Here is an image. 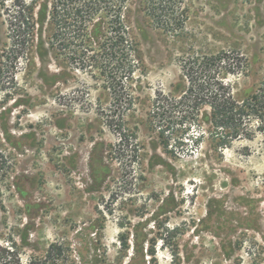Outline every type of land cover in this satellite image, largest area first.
<instances>
[{
  "label": "rangeland",
  "instance_id": "374dc122",
  "mask_svg": "<svg viewBox=\"0 0 264 264\" xmlns=\"http://www.w3.org/2000/svg\"><path fill=\"white\" fill-rule=\"evenodd\" d=\"M24 1L53 12L54 0ZM11 2L0 0V245L24 262L55 244L71 264H264L263 135L224 146L210 107L155 108L159 93L184 94L192 55H240L243 73L226 80L234 97L258 87L264 0H165L157 11L130 0L133 74L117 80L100 49L106 10L89 25L84 66L53 46L49 19L26 46Z\"/></svg>",
  "mask_w": 264,
  "mask_h": 264
},
{
  "label": "trees",
  "instance_id": "16d2710c",
  "mask_svg": "<svg viewBox=\"0 0 264 264\" xmlns=\"http://www.w3.org/2000/svg\"><path fill=\"white\" fill-rule=\"evenodd\" d=\"M129 1L54 0L53 12L40 8L36 13V5L32 7L24 0H12L6 9L16 28V37L22 40L26 46L34 41L36 35L45 32V24L49 19L48 23L52 25L50 38L53 41V46L64 52L71 51L74 57L92 51L86 43L89 25L106 10L110 17L107 28V33H110V36L108 37L102 29L98 30V36H106L100 49L103 54L108 56V63L114 65L117 80L127 76L131 77L133 74V64L128 57L133 44L123 19ZM147 1L153 11L158 10L156 4L159 6L165 2V0ZM183 24L182 15L168 23L172 30L180 29ZM96 27L95 25L94 28ZM81 56L76 62L89 66V58L85 60ZM92 58L97 64L96 56ZM243 62V57L229 52L202 57L190 56L183 66L189 84L188 88L179 99L171 100L159 93L155 104L156 113L165 116V104H168V101L179 105L185 115L200 112L202 107L208 106L218 119L217 127L227 130L222 145L229 146L234 140L243 137L254 139L257 132H260L264 137V77L258 87L245 91L240 100L234 97L233 88L226 81L229 74H237L238 71L243 73V66L237 67ZM61 254L62 248L54 244L50 246L44 257L32 256L24 262L21 252L14 244L12 246L0 245V264H71L65 259H61Z\"/></svg>",
  "mask_w": 264,
  "mask_h": 264
}]
</instances>
